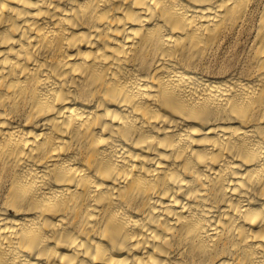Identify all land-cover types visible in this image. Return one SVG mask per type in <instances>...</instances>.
I'll return each mask as SVG.
<instances>
[{"label":"bare ground","instance_id":"6f19581e","mask_svg":"<svg viewBox=\"0 0 264 264\" xmlns=\"http://www.w3.org/2000/svg\"><path fill=\"white\" fill-rule=\"evenodd\" d=\"M0 264H264V0H0Z\"/></svg>","mask_w":264,"mask_h":264},{"label":"rangeland","instance_id":"374dc122","mask_svg":"<svg viewBox=\"0 0 264 264\" xmlns=\"http://www.w3.org/2000/svg\"><path fill=\"white\" fill-rule=\"evenodd\" d=\"M217 52H223L218 57V61L231 60L233 64L239 65L244 57V52H249V45L244 40H237Z\"/></svg>","mask_w":264,"mask_h":264}]
</instances>
